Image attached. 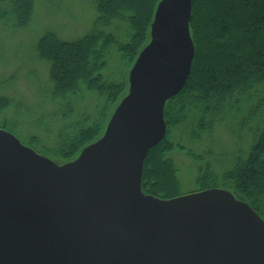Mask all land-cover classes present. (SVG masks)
<instances>
[{
    "label": "water",
    "instance_id": "water-1",
    "mask_svg": "<svg viewBox=\"0 0 264 264\" xmlns=\"http://www.w3.org/2000/svg\"><path fill=\"white\" fill-rule=\"evenodd\" d=\"M192 0H160L102 136L57 164L0 129V264H264V221L220 188L141 191L194 54Z\"/></svg>",
    "mask_w": 264,
    "mask_h": 264
},
{
    "label": "trees",
    "instance_id": "trees-1",
    "mask_svg": "<svg viewBox=\"0 0 264 264\" xmlns=\"http://www.w3.org/2000/svg\"><path fill=\"white\" fill-rule=\"evenodd\" d=\"M37 1L0 0V24L26 30ZM158 2L95 0L96 16L83 36L66 40L44 32L27 63L42 70L44 82L22 69L32 101L3 82L1 127L58 163L75 158L101 136L127 91V73L107 80L104 69H130L149 41ZM203 4L208 16L200 25ZM189 26L191 70L165 104L166 134L145 159L142 191L163 199L181 194L171 155L181 151L195 164V190H229L264 220V0H192ZM220 131L229 143H220ZM175 133L182 135L177 143Z\"/></svg>",
    "mask_w": 264,
    "mask_h": 264
},
{
    "label": "rangeland",
    "instance_id": "rangeland-1",
    "mask_svg": "<svg viewBox=\"0 0 264 264\" xmlns=\"http://www.w3.org/2000/svg\"><path fill=\"white\" fill-rule=\"evenodd\" d=\"M95 0H38L34 3L31 22L26 30L14 29L12 25L0 24V97L3 98V82L10 81L14 85V93L21 99L32 101V90L29 88L27 75H22V69L31 70L35 72L34 77L42 80L40 71L36 66L27 64L32 61L35 54L34 47L37 39L44 33L52 31L62 39H74L86 34L96 16L94 7ZM205 4L198 9L200 25H204L203 21L207 19V9ZM139 14V13H138ZM122 68V67H121ZM124 69V68H123ZM106 70V71H105ZM104 78L107 80L118 81L122 74H128V69L122 72L108 68L104 69ZM44 73V71H43ZM45 77L47 75V70ZM119 75V79L117 77ZM8 85V84H7ZM19 98V99H20ZM2 102L7 106V102L2 99ZM1 102V103H2ZM26 114V112H25ZM2 117L0 116V128ZM32 122V121H29ZM32 127V126H31ZM173 135L175 143L181 141L182 135ZM16 135V134H15ZM220 143L227 144L230 139L224 134V131L219 132ZM17 136V135H16ZM18 137V136H17ZM20 142L32 149L33 147L26 144L19 137ZM186 147L190 145L184 142ZM36 150V149H34ZM180 150V149H178ZM192 151L195 154V161L197 159V149ZM174 151L171 155L178 168L177 177L182 184L181 193H187L196 189L195 187V170L194 163L185 153ZM197 162V161H196ZM198 174V173H197Z\"/></svg>",
    "mask_w": 264,
    "mask_h": 264
}]
</instances>
